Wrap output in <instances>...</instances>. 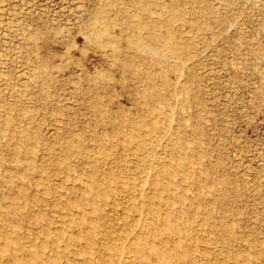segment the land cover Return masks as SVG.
I'll return each mask as SVG.
<instances>
[{
	"label": "rangeland",
	"instance_id": "1",
	"mask_svg": "<svg viewBox=\"0 0 264 264\" xmlns=\"http://www.w3.org/2000/svg\"><path fill=\"white\" fill-rule=\"evenodd\" d=\"M0 264H264V0H0Z\"/></svg>",
	"mask_w": 264,
	"mask_h": 264
},
{
	"label": "bare ground",
	"instance_id": "2",
	"mask_svg": "<svg viewBox=\"0 0 264 264\" xmlns=\"http://www.w3.org/2000/svg\"><path fill=\"white\" fill-rule=\"evenodd\" d=\"M102 19V18H101ZM102 29V28H101ZM105 29V28H104ZM102 32V31H101ZM103 34V33H102Z\"/></svg>",
	"mask_w": 264,
	"mask_h": 264
}]
</instances>
